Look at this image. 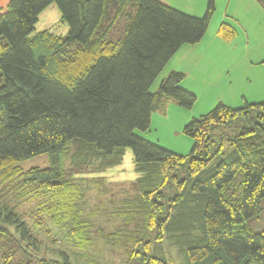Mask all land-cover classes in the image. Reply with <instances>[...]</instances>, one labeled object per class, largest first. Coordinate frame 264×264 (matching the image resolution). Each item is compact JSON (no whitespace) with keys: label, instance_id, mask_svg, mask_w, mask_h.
Segmentation results:
<instances>
[{"label":"trees","instance_id":"16d2710c","mask_svg":"<svg viewBox=\"0 0 264 264\" xmlns=\"http://www.w3.org/2000/svg\"><path fill=\"white\" fill-rule=\"evenodd\" d=\"M52 3L68 33L54 27L34 33ZM215 10L216 0H207L202 17L163 0L9 2L0 14V264L92 261L100 240L122 248L128 264H169L153 255L152 243L195 228L198 239L183 236L189 264H264V233L245 222L262 210L264 101L239 108L220 103L194 117L184 127L194 139L188 155L135 132L148 130L153 113L171 100L186 108L196 103V94L181 86V71L170 72L156 92L151 87L183 45L201 41ZM116 26H125L121 36ZM219 33L231 39L237 30L223 23ZM225 135L232 150L209 167L224 153ZM128 147L137 173L132 191L95 176L120 165ZM46 153L48 167L21 166ZM47 220L59 237H47L50 229L45 236L59 248L34 232ZM43 243L63 258L43 255Z\"/></svg>","mask_w":264,"mask_h":264},{"label":"rangeland","instance_id":"374dc122","mask_svg":"<svg viewBox=\"0 0 264 264\" xmlns=\"http://www.w3.org/2000/svg\"><path fill=\"white\" fill-rule=\"evenodd\" d=\"M6 11L7 7L0 14ZM61 19L62 13L60 19L52 27L56 29L58 34L66 35L69 31V25ZM223 23L235 27L237 35L234 38L228 39L220 35L219 28ZM38 24L37 22L35 25L34 33L43 31L42 29L45 27L41 26V23L40 25ZM213 24H218L216 30L217 40H213L212 38ZM125 26H116V31L114 30L115 34L121 36ZM186 45H198L192 58L185 62L188 71L187 73L184 72L186 74L184 80H186L187 86L193 89L197 96L196 103L192 108H186L177 102L169 101L164 112L158 111L153 113L151 126L148 130L136 129L135 131L137 135L182 155L190 154L194 146L193 137L184 133V127L194 117L208 113L219 102L238 105L243 103V98L248 101L260 98L264 99V63L258 62L254 65L252 64V61H258L264 55V9L261 6H255L250 0H216V10L210 20L206 34L198 43ZM168 69L169 65H166L156 78L151 87L152 92L157 91V87L163 76L168 73ZM222 128L223 132H226L227 135L234 133L231 127ZM220 131V128L215 130V136H213L215 142L220 141L218 136ZM212 146L214 151L217 145L213 143ZM231 150L232 146L227 141V136L225 135L223 144L224 153L214 155L209 167H213L214 163ZM69 163L70 159L66 158L64 167L67 170L70 167ZM121 164L123 165L120 166ZM121 164L117 165L120 166L118 168L113 169L112 167L116 173L112 170L113 174L105 171L95 174L102 175L111 181L110 175L112 181L121 183L125 189L130 188V191H132V182L134 180L130 178L129 173L135 174L136 171L134 169L133 151L130 147L126 148ZM49 165L50 155L48 153L33 156L21 162V166L25 170L34 167L45 168ZM67 170L65 171L68 172ZM126 172L127 177L120 175L126 174ZM242 177L243 173L241 171L236 177L237 182H240ZM123 178H127V180L125 181ZM91 191V193H95L93 190ZM237 194L239 197L242 194L241 184L237 188ZM101 197L105 198V196ZM95 203L96 196L93 194L91 204ZM261 208V213L258 216L246 219L245 222L251 225L254 231L264 233V197L261 199ZM23 217L26 221L34 219L28 215H24ZM47 223L48 226L45 229L37 225L34 232H38L45 243L55 248L61 247V243H51L46 238L44 232L46 229L51 230L47 234V237L51 239L59 237L57 231L52 229L50 220H47ZM100 225L107 227L106 220L103 219ZM195 225L198 227L199 222H196ZM192 232L190 235L173 232L161 242L154 241L152 243L153 255L165 258L169 264H189L184 251L188 247V244L185 241L183 242V239H185L183 236H186L190 240H196L201 235L200 228H195ZM98 244L100 245L99 251L94 250L93 255L89 257L87 254L88 258L92 257V261L80 258V262L76 260L75 264H128V255L125 254L122 248L113 247L108 240H100ZM41 252L44 253L43 255L58 256L60 260L63 258L62 255H56L59 252L50 250L44 243L41 245Z\"/></svg>","mask_w":264,"mask_h":264},{"label":"crops","instance_id":"0c3cea01","mask_svg":"<svg viewBox=\"0 0 264 264\" xmlns=\"http://www.w3.org/2000/svg\"><path fill=\"white\" fill-rule=\"evenodd\" d=\"M10 1L11 0H0V12L3 11L4 8L8 6ZM163 1H165L168 5H170L171 7L175 8L181 12H184V13H187V14H190L193 16H197V17L204 16L206 9H207V0H163ZM250 1L255 6H261L264 9V7L259 3L258 0H250ZM60 17H61V11L59 10V7L57 6L56 3H52L45 10H43L41 12V14L39 16V20H38V23H39L38 25H40V23H41V26H45L44 29H42V30L52 28V26H55L56 22L60 19ZM222 21H224V20H222ZM218 24H213V32H212L213 40L218 39V36L216 35V30H217ZM197 47H198V45H183L177 51V53L174 55L172 60H170L169 63L167 64V66L169 65V69H168L169 71L165 76H163L161 81L172 71H181L183 73L184 72L187 73L188 68L185 66V62L188 59L192 58L194 51ZM258 62L264 63V55L261 56V59H259L258 61H252V64L254 65ZM159 85H160V83H159ZM159 85H158V87H159ZM181 86L183 88L195 93V91L193 89H191L190 87L187 86L186 80H183V82L181 83ZM158 87H157V89H158ZM243 99H244L243 103H241V104H238V105L227 104V105H229L231 107L239 108V107L244 106L246 103H257V102L264 101V99H261V98L255 99L254 101H248L245 98H243ZM171 101L177 102L175 100H171ZM220 103H223V102H219L216 105H218ZM122 165L123 164H121L120 166H122ZM120 166L113 167V169L118 168ZM113 169L109 168L105 172L110 173ZM113 172L116 173L114 170H113ZM110 174H113V173L111 172ZM120 175H122L123 177H127L126 176L127 172H126V174H120ZM129 175L131 176L130 178H133V180H135V178L137 177L136 173L134 174V173L130 172ZM95 176H102V175H96L95 174ZM109 178L112 181L110 175H109ZM123 179H125V181L127 180V178H123ZM111 181H109V182H111ZM112 182H114V181H112Z\"/></svg>","mask_w":264,"mask_h":264}]
</instances>
